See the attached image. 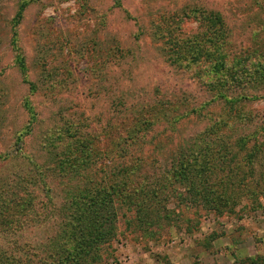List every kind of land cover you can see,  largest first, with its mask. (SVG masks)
<instances>
[{"label":"rangeland","instance_id":"374dc122","mask_svg":"<svg viewBox=\"0 0 264 264\" xmlns=\"http://www.w3.org/2000/svg\"><path fill=\"white\" fill-rule=\"evenodd\" d=\"M205 4L221 13L223 33L217 42L224 49L231 51L264 42V0H120L119 4L116 0H36L26 8L20 23L15 21L19 0H0V160L15 159L0 164V187L6 184L0 190V210L8 212L9 219L25 207L32 211L28 206L33 202L31 194L40 201L48 200L41 192L44 185L40 179L35 184L34 170L21 168L23 152L38 156L33 160L42 166L39 172L46 175L45 188L60 187V193L62 183L56 178V163L41 149L50 138L55 139L70 125H76L80 131L78 147L88 144L98 150L99 157L93 158L88 170L97 182L110 184L108 175L120 167L135 165L140 170L125 177L132 180L130 186L137 187L135 182L150 174L162 179L154 186L159 191L158 204L140 197L137 205H126L123 199L116 198V235L100 246L95 264L264 262V151L257 154L258 145L264 144V99L249 102L244 108L256 118L242 132L256 131L258 138L246 143L239 161L235 160L239 163L241 159V163L233 174L226 175L230 168L226 164L217 170L218 194L229 190L228 184L235 181V187L227 191L233 196L229 199L233 212L230 207L218 211L205 201H192L187 183L180 182L179 176L151 169L156 165L153 159H162L163 154L169 158L174 142L203 134L228 111L221 100L202 107L198 116H187L190 109L212 99L213 93L200 89V81L211 80L200 78L209 66H194L189 75H177L168 64L157 60L159 48L169 36L177 47L197 42L207 17L190 11L205 8ZM15 43L18 51L13 48ZM213 44L215 41L209 43ZM128 50L137 57L131 65L133 58H124ZM20 53L26 57L25 74L16 63ZM145 57L155 62L141 66ZM131 77H136L135 83ZM31 84L36 89H31ZM158 87L173 96L169 115L155 125L156 130L140 146L125 145L130 137L142 138L137 133L141 124L153 121L148 110L156 108L162 114L154 93ZM131 90L140 93L141 99L132 98ZM119 98L124 104L112 108ZM192 99L191 105L189 101L184 104V100ZM173 119L178 121L172 126ZM29 124L34 127L33 135L26 146L17 144L16 138L25 136ZM225 131L223 128L221 132ZM221 132L210 137L212 142L205 137L197 145L203 144L209 151L215 148L216 156L226 146L235 152L240 145L236 136L223 138ZM220 142L227 144L222 146ZM160 145L166 147L164 153L158 151ZM123 148L127 156L123 155ZM81 157L79 150L68 148L59 159L79 167ZM17 174L21 176L17 178ZM18 182H23L27 190L18 191ZM77 184L76 179L69 189ZM142 205L155 208L154 224L141 219L146 211H138ZM45 213V208L39 211L42 220ZM0 219L4 220L3 216ZM46 222L42 224L46 231L26 234V240L34 243L36 239L50 238L53 227L49 228Z\"/></svg>","mask_w":264,"mask_h":264},{"label":"trees","instance_id":"16d2710c","mask_svg":"<svg viewBox=\"0 0 264 264\" xmlns=\"http://www.w3.org/2000/svg\"><path fill=\"white\" fill-rule=\"evenodd\" d=\"M35 1L19 0V11L15 16L16 23H20L26 8ZM116 1H118V4L120 3V0ZM205 6V8H194L190 11L207 17V21L204 24L205 30L200 32L197 42L192 41L188 45L177 47L173 45L174 38L169 36L162 47L159 48V59L157 60L168 64L177 75L188 74L194 66L202 67L206 64L209 66V68L203 70L200 78L208 77L211 80L202 83L200 81V89L213 93L212 99L209 101L205 100V103L197 109H190L187 116H192L194 113H198L196 115L198 116L202 107H205L210 102H221V100L225 101L224 104H226L228 111L219 121L215 119L214 123L210 124V128L203 134L195 135V137L188 136L186 140L183 137L179 141L174 142L169 158L163 154L162 159H153L156 165L152 166L151 169H154V172L165 171L166 174L171 176H179L180 182L187 183L192 201H205L209 207L212 205L218 211L230 207V212H233L234 207L232 202H229V199L233 198V196L227 191L235 187V181L231 185L228 184L227 189L229 190L218 194L216 188L220 183L218 179L220 175L217 170H219L218 167L226 164L230 167L226 175L233 174L235 172L234 168H238L239 163H241V159L239 163L237 161H239L241 153L245 151L246 143L258 138L256 131L248 134L242 131L247 126L249 127L256 118L251 117L244 108L247 107L249 102L264 99V42L249 47L247 45L240 49L232 48L233 50L231 51L224 49L217 42L219 40L217 37L223 33L220 29L223 20L221 13L214 11L207 4ZM172 31L175 32V29ZM14 41L16 42V40ZM213 41H215V44L210 46L209 43ZM170 43H172V46ZM13 48L15 51L19 50L16 43ZM133 55V50H128V53L124 55V58L128 56L133 58L130 59L129 65L132 64V60L137 58ZM152 60L154 59L145 57L141 66L149 64ZM16 63L25 74L27 69L26 57L21 53L18 54ZM127 74L131 76L132 72H127ZM131 78V80L134 79L135 83L136 77ZM31 85V89H36L34 84ZM133 92L132 98L141 99L142 95L140 93ZM154 93L157 94V105H160L162 114L159 115L156 108L148 110L147 113L152 117L153 121H145L141 124L142 129L137 133L142 138L130 137L129 141L124 142L125 145L140 146V142L156 130L155 125L169 115V102H171L173 96L169 97L167 93L163 92L161 87L156 88ZM173 95L176 94L174 93ZM161 97L164 98V101L161 100ZM194 98H199V96H194ZM187 101H189L188 105H191L193 99L184 100V104ZM122 104L124 103L119 98L113 102L112 108L119 107ZM144 106L143 110H145ZM177 121V119H173L171 125L173 126ZM31 125L29 124L26 127L25 136L20 134L16 138L17 144L27 145L28 138L34 133V127H31ZM78 127L70 125L69 130L60 132L57 138H50L48 143L41 145V150H46L47 154L56 163L55 170L58 172L56 178L60 184L62 183L60 185L62 186L60 193H58L60 187L45 188L46 183L44 180L46 175L42 174L41 171L39 172L42 166L33 160L35 159L33 157L36 156L23 152L25 156L24 159H21V168L34 170L36 176L35 184L40 179L41 185H44V188H41V192L48 200L40 201L37 198L38 196L31 194L33 202L31 201L28 206H31L32 211L28 212L25 207L12 217L13 220L11 217L9 219L8 212H5L8 214L7 216L0 210V216L4 218V220L0 219V264H95L99 260L100 246L113 240L116 235V224L118 222L116 198L123 199L122 201L126 205H129V203L137 205L136 203L140 201V197H144L146 201L154 200V203L158 204L156 200L158 199L159 191L154 190L156 189L154 186L162 181L160 177L150 174L143 181L137 180L135 182L138 184L137 187L130 186L129 183L132 180H125V177L129 176V174L140 170L138 165L116 169L112 173L113 177L108 175L110 184H105L104 181L97 182L94 178H91L88 170L94 163L93 158L99 157L96 153L98 150L88 144L87 146L78 147L80 145L77 141V137L80 135ZM223 128H226L225 132H221ZM228 128L231 131H227ZM262 130L264 131V126ZM218 132H221V137L223 138L236 136L235 138L238 139L237 144L240 145L237 146L235 152L232 153L226 146L225 150L222 151L224 147L221 148L216 156L214 154L215 148L209 151L206 146L203 147V144L197 145L205 137L209 142H212L210 137L215 136ZM46 139L47 137H42V140ZM65 140L68 141L63 145ZM171 141L173 142V140ZM56 143L57 145H54ZM220 144L223 146L227 143L220 142ZM68 148H72L75 151L79 150L82 153L79 167H73L74 162L65 164L63 160L59 159L60 153H67ZM165 148V146L160 145L157 149L160 153H164ZM228 150L229 152H227ZM261 150L264 151V144L258 145L257 154L261 153ZM125 151L126 148H123V155L127 156ZM211 154L215 156L210 158ZM262 158H264L263 155ZM36 159H38V156ZM4 160L11 161L15 159L6 157L0 160V164ZM141 164L144 168V162H141ZM20 176L21 174H17V178ZM225 178L227 180L230 179L227 176ZM76 179L78 184L69 189L72 182ZM18 183V191L27 190V188H23L25 187L23 182ZM5 187L6 184L0 187V190ZM42 208L46 210L43 220L40 218L41 216L39 217V211ZM153 209L155 208H152V206H139L138 211H145L141 219L146 221V223L154 224L153 214L156 213V210ZM6 218H8L7 221ZM45 222L48 223L49 228L53 227L50 231V238L36 239L34 243L26 240V234H41L40 232L46 231L42 228V224H45ZM260 264H264V262Z\"/></svg>","mask_w":264,"mask_h":264}]
</instances>
